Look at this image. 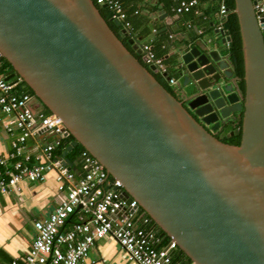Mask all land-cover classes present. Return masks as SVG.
Listing matches in <instances>:
<instances>
[{
	"label": "water",
	"instance_id": "water-1",
	"mask_svg": "<svg viewBox=\"0 0 264 264\" xmlns=\"http://www.w3.org/2000/svg\"><path fill=\"white\" fill-rule=\"evenodd\" d=\"M253 4L234 0L244 92L224 53L230 37L186 32L165 56L179 100L137 56L140 43L127 39L132 52L94 0H0L6 79L17 74L73 136L64 162L81 144L192 264H264V39ZM183 102L213 129L241 112L240 131L228 134L240 132L239 143L215 137Z\"/></svg>",
	"mask_w": 264,
	"mask_h": 264
},
{
	"label": "built area",
	"instance_id": "built-area-1",
	"mask_svg": "<svg viewBox=\"0 0 264 264\" xmlns=\"http://www.w3.org/2000/svg\"><path fill=\"white\" fill-rule=\"evenodd\" d=\"M202 0H178L174 12L178 15L192 10ZM253 8L264 39V0H253ZM112 11L128 34L130 22L118 0H94ZM229 12L224 0H219V22L215 29L229 36L223 19ZM182 23H186L182 21ZM229 44V41H226ZM146 65H154L159 73L167 72L164 58L157 56L148 43H140ZM3 59H0V129L12 134L11 149L0 155V194L15 189L20 181L43 182L54 173L60 196L46 216L33 221L34 237L27 253L13 258L11 264H79L88 257L98 240L111 237L120 246L123 256L136 264H173L174 240L163 241V234L149 215L138 208L136 200L123 198L121 182L113 178L104 166L86 149L75 164L64 162L54 150L68 136L61 119L42 107L32 105L35 96L19 92L15 85L20 78L6 79ZM16 79V81H13ZM172 86L176 80H167ZM38 101V100H37ZM50 136V141L38 138ZM31 142V143H30Z\"/></svg>",
	"mask_w": 264,
	"mask_h": 264
},
{
	"label": "crops",
	"instance_id": "crops-1",
	"mask_svg": "<svg viewBox=\"0 0 264 264\" xmlns=\"http://www.w3.org/2000/svg\"><path fill=\"white\" fill-rule=\"evenodd\" d=\"M177 1L174 0L172 5H164L162 0H135V14H138L136 18L141 20L137 30L148 31L147 34H140L136 41L141 44L155 45L159 52L164 50L162 46L166 39L167 50L163 51L161 55L163 58H166L165 56L172 49L169 46L172 38H177L181 33L189 32L197 35L194 40L208 39L221 19L218 9H213V15H208L218 0L200 1L192 9L189 17L186 16L187 14L178 15L174 12L173 8ZM145 19L147 22L144 24ZM182 21L186 23L183 24ZM164 27H172L174 30L165 28L162 31ZM172 70L173 67L169 66L171 73ZM160 74L162 75V73ZM171 76L177 81L176 75ZM172 86L180 93V88L176 86V83ZM32 105L35 108H41L37 100H33ZM38 138L42 142L51 140L48 135H40ZM13 139L12 134L0 129V155L11 149ZM59 196L60 193L57 190L53 172H49L43 182L23 180L17 184L15 189L6 194H0V264H11L13 258H21L27 253L35 234L33 221L52 211ZM182 262V256H180L179 259L173 261V264H182ZM79 264L136 263L128 261L123 256L120 246L114 239L105 237L95 243L89 251L88 257Z\"/></svg>",
	"mask_w": 264,
	"mask_h": 264
},
{
	"label": "trees",
	"instance_id": "trees-1",
	"mask_svg": "<svg viewBox=\"0 0 264 264\" xmlns=\"http://www.w3.org/2000/svg\"><path fill=\"white\" fill-rule=\"evenodd\" d=\"M118 1L122 4V7L126 13L127 20H129V22H130V28H128L129 34H128V36L123 37V41L128 46V48H130V50H132L131 45L127 42V39L128 38H134L136 40V39H138V36L140 34H142V35L147 34L148 31L147 30L143 31V29L137 30V27L140 24L141 20L136 18V15H138V14H135V0H118ZM162 1H163L164 5H172L174 2V0H162ZM224 2L226 3L227 7L229 8V12H228L226 18L223 19V27L225 29H227V33L230 37L229 44H228L227 48L224 49V53L229 56L228 58H229L230 62L234 65L235 74L237 76L241 77L239 87L243 93L244 92V81H243V61H242V51H241V40H240V33H239L237 17H236V14L233 12L234 0H224ZM212 3H213V1H212ZM97 6L99 7V10H100L102 16L107 21V23L109 24L111 29L119 37H121L120 31L122 29V25L117 26L114 23V19H112V11L107 6L102 7L100 4H97ZM218 6H219V0L217 2H215L212 10L208 12V15L209 16L213 15V12H212L213 9L214 10L218 9ZM190 13H192V10H190L189 12H186L184 14L185 15L187 14L186 16L189 17ZM143 22L145 24L147 22V19H145ZM209 29H211V27H209ZM189 34L192 35L193 38H195L197 36L196 34H192V33H189ZM163 43H164V45L162 46V48L164 50L159 51V52L156 50L155 45L152 46L153 47L152 50L155 51L154 53L157 56H161L163 51L167 50L166 39L163 41ZM132 52H134V51L132 50ZM137 56L139 58H141V55H137ZM171 59L172 58L170 56L167 58H164V62H165L167 69H168L167 73L169 75L170 74L175 75L174 69L172 70V73L169 71V66H172L171 65V63H172ZM3 63H4L3 64L4 72L6 73L11 68V65L5 59H3ZM17 76L18 75L15 74L14 77H17ZM155 76L169 92L174 94V91H175L174 87L168 83V81L165 79L164 76H162L159 72L156 73ZM15 89L19 92H25V93H28V94L34 96L32 89L22 79H20L18 81V83L15 85ZM41 107L45 112H47V113L49 112V110L44 105L41 104ZM241 116H242V113H240V118L237 121V123L234 122V124L230 126L231 128H239V131H240ZM234 137L235 138H234L233 142L232 141H226V142L238 144L239 140H240V132L237 134V136H234ZM73 139H74L73 136L70 134L68 136L64 137L61 140L60 144L56 146L54 153L57 155L62 154L63 150L66 148V146L68 144L71 143V141H73ZM83 150H85V148L81 144H77L76 146H74L72 148V150L68 151L66 156L68 157L69 161L72 164H75L78 161L79 156ZM169 240H170V237L163 234V241L167 242ZM180 256H183V252L177 246V248L173 252V261L179 259ZM182 260L190 263V260L187 257L182 258Z\"/></svg>",
	"mask_w": 264,
	"mask_h": 264
},
{
	"label": "flooded vegetation",
	"instance_id": "flooded-vegetation-1",
	"mask_svg": "<svg viewBox=\"0 0 264 264\" xmlns=\"http://www.w3.org/2000/svg\"><path fill=\"white\" fill-rule=\"evenodd\" d=\"M121 38V40L123 41V37L121 36L120 37ZM124 42V41H123ZM125 44V43H124ZM126 45V44H125ZM127 46V45H126ZM128 47V46H127ZM130 49V48H129ZM229 57V56H228ZM231 63V62H230ZM232 64V63H231ZM232 69H233V76L234 77H236L237 79H236V85H237V87L240 89V87H239V83H240V81H241V77H239V76H237L236 74H235V68H234V65L232 64ZM241 90V89H240ZM242 92V91H241ZM178 93V94H177ZM174 95L179 99V100H181V99H183V97H182V95H181V93H179V92H177L176 90L174 91ZM37 102H39V101H37ZM40 104V103H39ZM41 105V104H40ZM183 105L188 109V111L197 119V121H199L211 134H213L215 137H217V138H219L220 140H222V141H234V136H237V135H228L229 134V132L233 129V128H231L230 126H231V124L233 125L234 124V122L235 123H237V121L239 120V118H240V113L241 112H235V116H236V118H235V120H234V122H227L225 125H220L218 128H216V129H213L212 128V124H206V123H204L203 121H202V117H200V116H198L195 112H194V110L193 109H191L188 105H187V102H183Z\"/></svg>",
	"mask_w": 264,
	"mask_h": 264
},
{
	"label": "rangeland",
	"instance_id": "rangeland-1",
	"mask_svg": "<svg viewBox=\"0 0 264 264\" xmlns=\"http://www.w3.org/2000/svg\"><path fill=\"white\" fill-rule=\"evenodd\" d=\"M178 94V93H177Z\"/></svg>",
	"mask_w": 264,
	"mask_h": 264
}]
</instances>
